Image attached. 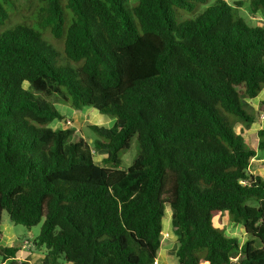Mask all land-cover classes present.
<instances>
[{
  "label": "trees",
  "instance_id": "obj_1",
  "mask_svg": "<svg viewBox=\"0 0 264 264\" xmlns=\"http://www.w3.org/2000/svg\"><path fill=\"white\" fill-rule=\"evenodd\" d=\"M248 5L264 16V0ZM260 94L264 27L224 0H0V225L3 212L41 223L43 264H155L168 205L177 264H264V180L245 137ZM54 102L113 126L89 124L90 142L52 128ZM257 137L264 150V126ZM16 252L0 246V263L30 264Z\"/></svg>",
  "mask_w": 264,
  "mask_h": 264
},
{
  "label": "rangeland",
  "instance_id": "obj_2",
  "mask_svg": "<svg viewBox=\"0 0 264 264\" xmlns=\"http://www.w3.org/2000/svg\"><path fill=\"white\" fill-rule=\"evenodd\" d=\"M224 1H226L228 4L233 6L235 8V10H236V14L238 16H240V17H243L248 24H250L252 26H257L259 24V21L258 22L256 21V17L254 16V13L249 8L248 0H224ZM238 1L241 2V6L240 7L236 6V4H235ZM262 20H263L262 26L264 27V18H262ZM27 86H28V84L26 82H24V87H27ZM254 102L257 105L260 104L259 103V99H256ZM57 103L58 104H63V103L54 102V106L63 116H65V118L63 120L52 122L50 124L52 128H60V127H67V126L74 127L75 129L82 131L84 136L90 142L89 138L93 137L94 134L89 129V127H88L89 124L103 125V126H106V127L109 126L110 128L113 126V121L112 120H111L112 123L108 124V123L111 122V121L108 122V119H110V117H108L105 114L100 113L98 110H96V109H94L92 107H84V108H82L79 111L76 110L75 111L76 115H74V117L71 116V117L66 118V116H69V115L67 114V112H63L61 110V108H60V105H58ZM64 105H66V104H64ZM259 106H261V105H259ZM259 106L257 107L258 108L256 110L257 112L264 110V106H261V107H259ZM248 108L253 109V107H251V105L249 103H248ZM101 119H103V121ZM111 119H113V118H111ZM245 137L248 139V136L245 135ZM248 141H250V140L248 139ZM137 152H138L137 140H136V138H133L132 141H131L130 148L127 149V150L121 151L119 153L120 160H121V166L120 167L121 168L128 167L130 165L131 161L133 160V158L136 156ZM256 152H257V156L258 157L264 158V150L256 148ZM99 153L102 154L103 151L95 152V160H97V161L101 160V159H99L100 157H98ZM256 175L260 176L259 174H256ZM170 213L172 214V211L169 208V206L167 205L166 209H165V214H164V217H163V221L165 223V225H163V228L165 230H169L168 227L166 226L167 221H168V224L171 225ZM219 216H220L219 214L215 216V224H216L215 226H218V223H220L219 220H218V223H216L217 219L222 218V216H220V217ZM223 216H225V214H223ZM6 225H8V226L10 225L11 228H14L15 231L18 232V237L19 238H24L25 235H28V228L27 227H25L24 225H19V224L12 223L9 220L8 214L6 212H3V214H2V222H1V225H0V231L2 229V226L4 227ZM233 225H234V227H229V228L226 225V230H225V231H227L226 234H228V236H230V235L233 236V237L235 236L239 240H243V238H245V236H246L245 233H244V230L242 229V227L240 225L232 224V226ZM222 226H223V224H222ZM40 227H41V223H39V224L33 226L32 228H30L34 232L33 237H29L31 240H32V238H34L39 233ZM4 232H5V235H6L7 234V230H4ZM162 241H163V243H168V242L172 243L173 247L174 246L177 247L176 236L173 235V231H171V230H170V237L169 238H162ZM44 251H45V249L43 247L35 249V253L44 254ZM167 262L170 263V264H177V260H176L175 255H170L167 258ZM59 264H67V262L64 261V260H61L59 262Z\"/></svg>",
  "mask_w": 264,
  "mask_h": 264
},
{
  "label": "crops",
  "instance_id": "obj_3",
  "mask_svg": "<svg viewBox=\"0 0 264 264\" xmlns=\"http://www.w3.org/2000/svg\"><path fill=\"white\" fill-rule=\"evenodd\" d=\"M254 16L256 17V21L257 22L259 21L258 25L262 26V22H263L262 18H264V16H262V14L260 12H255ZM263 97H264L263 94H260L256 98L248 99L246 101H247V103H249L251 105V107H253V110H257L258 109L257 107L259 105L263 106L261 104V100L263 99ZM256 99H259V103H260L259 105H257L254 102ZM58 105H60V108L63 112H67V114L69 115V116H66V118L71 117V116L74 117V115H76V113H75L76 110L72 109L71 107L64 105V104H58ZM261 106H259V107H261ZM77 111H79V110H77ZM258 112H259L258 113L259 115L257 117L256 122L252 123L246 129V133H245V135L248 136V139L250 140L249 143L254 148H257V144H258L257 132H258V130H260L264 126V110L258 111ZM101 120L103 121V119H101ZM111 120L114 123V119H111V118L108 119V122ZM54 121H59V120H54ZM112 121L108 124H111ZM60 128H63V127H60ZM103 153L102 154L99 153V156H98V157H100L99 159H102L104 156H106L105 152H103ZM249 168H250L251 173L259 174L261 176V178L264 180V158L258 157L257 152H256V156L252 159ZM220 216H222V218H219L216 220V223H218V220L220 221V223H218L219 227L224 228V230H226V225L228 228L234 227V225L232 226L233 223L229 221L227 215H225V216L220 215ZM170 217H171V215H170ZM163 223H164V221H163ZM214 224H215V218H214ZM222 224H223V226H222ZM163 225H165V223ZM166 226L169 229L167 231L170 233V230L172 231L171 225H169L167 222ZM3 229L7 230L6 235H5V232ZM0 232H1L0 233V246H8V247L17 248V252H16L15 256H16V259L18 261H27L30 264H43L44 254L35 253L36 248L33 246L32 240L29 238V237H33L34 232L32 231V229L28 228V235H25L24 238H19L18 232L15 231L14 228H11L10 225L9 226L6 225L4 227L2 226V229ZM225 233H227V231H225ZM226 235H228V234H226ZM231 237H233V236H231ZM247 238H248V236L246 235L245 238H243V240H240V242L244 243L247 240ZM26 242H28L29 245H26ZM175 250H176V247L175 246L173 247L172 243H169V242L163 243V241L161 240V247L157 253V258H156L157 262L155 264H170L167 262V258L170 255H174ZM0 264H2V263H0ZM67 264H68V262H67Z\"/></svg>",
  "mask_w": 264,
  "mask_h": 264
},
{
  "label": "built area",
  "instance_id": "obj_4",
  "mask_svg": "<svg viewBox=\"0 0 264 264\" xmlns=\"http://www.w3.org/2000/svg\"><path fill=\"white\" fill-rule=\"evenodd\" d=\"M170 237V233L167 231V230H165V229H163L162 230V238H169ZM26 245H29V243L28 242H26ZM157 261H155V263H156Z\"/></svg>",
  "mask_w": 264,
  "mask_h": 264
},
{
  "label": "water",
  "instance_id": "obj_5",
  "mask_svg": "<svg viewBox=\"0 0 264 264\" xmlns=\"http://www.w3.org/2000/svg\"><path fill=\"white\" fill-rule=\"evenodd\" d=\"M246 234V233H245ZM247 235V234H246Z\"/></svg>",
  "mask_w": 264,
  "mask_h": 264
}]
</instances>
